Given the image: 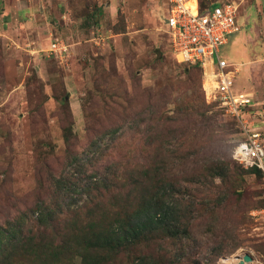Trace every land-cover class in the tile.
I'll return each mask as SVG.
<instances>
[{
	"label": "rangeland",
	"instance_id": "obj_1",
	"mask_svg": "<svg viewBox=\"0 0 264 264\" xmlns=\"http://www.w3.org/2000/svg\"><path fill=\"white\" fill-rule=\"evenodd\" d=\"M227 1L239 5L240 32L221 54L264 139V0ZM166 18L165 0H0V228L31 237L38 206L65 224L89 212L95 180L156 169L167 202L181 203V236L145 251L167 250L176 264L246 254L264 264V175L229 182L224 172L230 160L252 170L232 153L248 133L207 101L203 75L176 61ZM53 40L71 45L66 60L48 52ZM206 114L213 136L198 130Z\"/></svg>",
	"mask_w": 264,
	"mask_h": 264
},
{
	"label": "trees",
	"instance_id": "obj_2",
	"mask_svg": "<svg viewBox=\"0 0 264 264\" xmlns=\"http://www.w3.org/2000/svg\"><path fill=\"white\" fill-rule=\"evenodd\" d=\"M198 4L200 11L205 12L214 2L203 4L198 0ZM186 66L203 75L199 65ZM200 118L203 124L198 130L206 131L205 137L213 136V116L206 114ZM229 163L224 171L229 182L241 175L263 176L256 168L245 171L233 161ZM213 167L217 169V166ZM154 172H136L130 175L134 178L124 176L120 181V172L116 169L115 182L108 184L95 180L86 190L89 194L98 191L90 202L89 212L78 208L71 212L72 218L65 224L55 226L54 220L59 217L54 208L38 206L34 211L37 228L31 237H25L16 224L0 228V264H118V261H125V264H176L167 250L145 251L153 241L157 243L163 238L176 241L181 236V203L167 202L166 195L159 189L162 179L158 170ZM231 184L228 191L235 194ZM237 193L243 194L241 191ZM184 228L188 234L189 224Z\"/></svg>",
	"mask_w": 264,
	"mask_h": 264
},
{
	"label": "built area",
	"instance_id": "obj_3",
	"mask_svg": "<svg viewBox=\"0 0 264 264\" xmlns=\"http://www.w3.org/2000/svg\"><path fill=\"white\" fill-rule=\"evenodd\" d=\"M187 0H166V35L171 51L178 63L199 65L203 71V89L210 103H215L224 114L236 120L248 133L233 149V158L247 169H258L264 175V139L254 133L248 121L254 100L246 93L235 90L239 71L221 54L229 37L240 32L239 5L234 1H215L205 12L200 11L197 0L195 9L186 6ZM71 45L63 40H53L48 52L64 61ZM264 60V58H263ZM264 215V209L260 211ZM222 258L220 264H222Z\"/></svg>",
	"mask_w": 264,
	"mask_h": 264
},
{
	"label": "bare ground",
	"instance_id": "obj_4",
	"mask_svg": "<svg viewBox=\"0 0 264 264\" xmlns=\"http://www.w3.org/2000/svg\"><path fill=\"white\" fill-rule=\"evenodd\" d=\"M186 6L189 8L195 9L197 7V0H187ZM244 261V258L241 256L233 257V258H227L225 260H222L223 264H241ZM249 264V263H245Z\"/></svg>",
	"mask_w": 264,
	"mask_h": 264
},
{
	"label": "water",
	"instance_id": "obj_5",
	"mask_svg": "<svg viewBox=\"0 0 264 264\" xmlns=\"http://www.w3.org/2000/svg\"><path fill=\"white\" fill-rule=\"evenodd\" d=\"M252 261H253V257L250 254H246L244 256V261L241 264L251 263Z\"/></svg>",
	"mask_w": 264,
	"mask_h": 264
},
{
	"label": "crops",
	"instance_id": "obj_6",
	"mask_svg": "<svg viewBox=\"0 0 264 264\" xmlns=\"http://www.w3.org/2000/svg\"><path fill=\"white\" fill-rule=\"evenodd\" d=\"M165 3H166V0H165ZM114 9V8H113ZM165 10H166V8H165ZM149 15H150V13H149ZM149 15H148V17H149ZM149 18H151V17H149ZM167 19V18H166ZM166 27H167V24L164 26V27H162V30H163V32L166 34Z\"/></svg>",
	"mask_w": 264,
	"mask_h": 264
}]
</instances>
